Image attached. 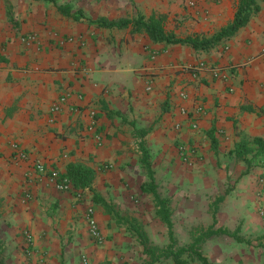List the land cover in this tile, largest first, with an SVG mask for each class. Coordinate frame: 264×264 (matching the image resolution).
<instances>
[{
    "label": "crops",
    "instance_id": "crops-1",
    "mask_svg": "<svg viewBox=\"0 0 264 264\" xmlns=\"http://www.w3.org/2000/svg\"><path fill=\"white\" fill-rule=\"evenodd\" d=\"M238 2L0 0V264H31L33 252L52 264L69 237L70 250L97 264L89 206L108 258H145L139 244L132 246L134 234L97 203L101 197L126 217L119 202L128 205L134 191L120 181L143 171L136 129L149 131L151 160L158 150L172 153L173 143L194 157L189 145L212 144V137L231 159L239 141L264 139V0H256L259 10L243 28L208 51L91 22L162 17L165 32L177 38H209L233 21ZM61 5L70 16L57 11ZM28 33L39 43H23ZM201 62L223 77L198 70ZM61 97L63 109L53 115ZM36 164L62 175L70 165L86 166L95 179L90 189L58 192L34 173ZM250 195L248 203H233L232 215L221 214L223 228L240 226L221 247V264H264V197Z\"/></svg>",
    "mask_w": 264,
    "mask_h": 264
},
{
    "label": "rangeland",
    "instance_id": "rangeland-1",
    "mask_svg": "<svg viewBox=\"0 0 264 264\" xmlns=\"http://www.w3.org/2000/svg\"><path fill=\"white\" fill-rule=\"evenodd\" d=\"M179 147L180 144L173 143L171 145L172 153L169 154V148H167L165 151L158 150L152 154L151 163L155 171L158 193L170 202L174 237L178 246L185 248L193 244L198 231L206 230L212 225L213 204L218 198H223L216 207L214 229L225 230L227 235L206 240L199 246H195L206 259L207 264H221V247H226L228 243L234 241L228 235L239 231L240 227L233 225V230L231 227L230 229L223 228L221 214L224 217L232 215L234 212L233 203H238L237 201L248 203L252 197V195L249 196V193L256 191L258 198L264 197V169L256 167L246 172L243 163L233 161V158L228 159L226 154L222 155L221 144L213 145L211 143L200 145V148H193L190 144L189 147L193 151L191 153L194 157H191L190 163H187L183 161ZM145 181L141 169L136 170L129 179L120 181L124 187L129 186V189L134 192L131 194L132 199L125 197L126 200L128 199V205L119 202L118 210L126 217L136 220L151 245L164 248L168 245L167 229L156 216L151 195L144 194L140 190V185ZM242 210L244 211L243 207ZM248 210L244 211L247 215H249ZM257 217L263 221L262 213L259 212ZM70 239L71 237L67 238L66 243L64 240L60 241L61 248L59 247L54 255L52 264H91L93 259H90L88 254H83L79 250L76 252L70 250L74 243ZM92 245L100 251L97 264H150L146 256L137 259V254L134 259H132L133 257L128 260L123 257L110 259L107 254H104L105 250L102 251L105 247V245L102 246L103 242L101 244L92 243ZM132 246H139L138 242L134 240ZM28 258H30L31 264L45 263L44 258L35 255L34 252ZM48 264H51V261ZM156 264H172V261L161 259ZM188 264L202 263L194 258L189 260Z\"/></svg>",
    "mask_w": 264,
    "mask_h": 264
},
{
    "label": "trees",
    "instance_id": "trees-1",
    "mask_svg": "<svg viewBox=\"0 0 264 264\" xmlns=\"http://www.w3.org/2000/svg\"><path fill=\"white\" fill-rule=\"evenodd\" d=\"M50 1V0H47ZM55 4L54 1H51ZM57 11L61 14L70 16L71 9L68 5L56 6ZM259 10L256 0H239L233 21L221 29L215 35L209 38L187 37L177 38L171 33H166L164 30V19L162 17H149L145 18L137 15L133 19H119L117 21H107L104 19H97L91 21L93 24L106 27V28H126L132 27V31L136 33L145 34L152 43H165L167 45H185L192 48L194 51H208L217 46L222 41H225L234 36L241 28H243L250 20L252 15ZM264 117V108L260 110ZM137 136L141 139L139 143V151L141 153L139 164L145 173L146 181L140 185V190L144 194L151 195L156 216L167 229L168 245L164 248H159L150 244L146 234L142 231L141 227L137 224L136 220L129 217H123L112 206L107 204L101 198L97 199L104 210L112 214L116 218L119 226H126L131 234H134L136 241L142 248V254L148 258V263L154 264L161 259L171 260L172 264H188L189 260L197 259L202 264H207L206 259L201 255L195 246H199L206 240L227 235L225 230L214 229L215 227V214L218 204L223 200L222 197L218 198L212 207L213 223L206 230L198 231L197 237L193 240V244L189 247H179L174 237L173 223L171 221L170 202L167 198H163L158 193V185L155 179V172L152 168L151 155L146 147L144 137L148 134V130L136 129ZM212 144H216V140L212 137ZM230 156L236 161L244 164L246 172L261 167L264 169V139L255 138L252 141L241 140L234 145L232 151L229 152ZM65 177L71 183L72 189L75 191L90 189L95 179V171L91 168L81 165H70L67 167ZM233 237L234 235H228ZM185 257V258H184Z\"/></svg>",
    "mask_w": 264,
    "mask_h": 264
},
{
    "label": "built area",
    "instance_id": "built-area-1",
    "mask_svg": "<svg viewBox=\"0 0 264 264\" xmlns=\"http://www.w3.org/2000/svg\"><path fill=\"white\" fill-rule=\"evenodd\" d=\"M21 41L26 45L39 43L38 36L34 33H28L25 37H21ZM196 67L198 70L209 71V73L213 78L218 79L223 77V72L217 67H211L203 62L199 63ZM147 90H149V88H147ZM180 97L185 98V95L181 94ZM65 102H66V97L59 98L58 103L51 108V113L53 115L59 113L63 109V105L65 104ZM183 114H186V111L184 109H183ZM175 128L178 129L179 125H175ZM193 128L195 127L193 126ZM179 151L183 161L190 163L189 159L192 156L188 154V148L185 145H183L179 147ZM34 173L38 175H43L47 179V181L50 184H52L55 190L58 192H69L73 190L69 179L65 177V175H62L57 171H51L50 173H48L45 167L41 164H36L34 166ZM85 220L87 223L88 233L91 240L95 244H101L103 242V236L99 229L98 223L95 219L94 209L91 206H89L85 211Z\"/></svg>",
    "mask_w": 264,
    "mask_h": 264
}]
</instances>
